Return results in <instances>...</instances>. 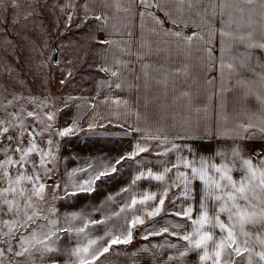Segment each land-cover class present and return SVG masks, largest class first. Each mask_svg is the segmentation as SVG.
<instances>
[{
  "label": "snow or ice",
  "instance_id": "obj_1",
  "mask_svg": "<svg viewBox=\"0 0 264 264\" xmlns=\"http://www.w3.org/2000/svg\"><path fill=\"white\" fill-rule=\"evenodd\" d=\"M40 2L23 0L22 4L20 0H0L6 14L0 19V24L6 23L8 13L15 15L25 6L31 11L25 12L22 17L16 16L12 22L18 24L21 19L27 20L39 10L34 3ZM239 3L247 6L259 3L260 14L264 17V0H239ZM139 4L142 20L147 16L157 25H163V21L151 10L165 11L166 5L161 0H139ZM185 4L191 8L192 0H178L180 10ZM43 5L47 7V0H43ZM65 7L75 11L78 6L65 4L60 6V10L63 11ZM220 8L239 11L242 15L247 12L249 24L255 12L251 7H237L231 0H221ZM165 15L174 26L177 25L178 21L172 19L170 12L165 11ZM71 19L70 13L68 20ZM94 19L107 20L102 16H95ZM166 31L168 35L181 38L180 32ZM237 31L242 34L233 36L231 21L222 23L221 37H232L234 42L241 43L254 40L253 33L248 29L239 28ZM183 38L191 41L193 36ZM248 47L264 49V32L259 43H249ZM250 59L245 56L239 63L235 60L224 63L222 57L221 68L231 76L244 66V61ZM111 74L118 75L115 71ZM248 83L237 81L241 87ZM259 84L264 88V73H259ZM245 94L253 95V89L248 88ZM256 98L264 104V91L256 94ZM29 105L32 110H29ZM55 119L56 114L48 110L45 101L16 94L7 99L0 94V245L5 246L0 248V258L5 255L6 248L14 257L21 258L10 260L9 264H37V261L39 264H58L55 254L61 252L69 257L65 264H100L101 257L113 245L130 244L134 231L144 227L147 234L143 239L165 233L176 237L183 242L179 257L195 253L198 264H264V154L260 151L246 157L237 145L230 152L218 151L209 159L197 157L187 145L172 143L159 134H144L130 152L115 158L114 162L108 158H101L97 162L94 158L93 162L83 167L66 171L64 175L67 179L61 180L57 176L60 143L54 137L70 139L79 134L80 128L78 122L73 120L69 126L56 129ZM93 127L89 124L88 130L92 131ZM252 128H258L259 133L264 135V120L259 124L250 121L238 125L236 139H255L257 133L250 132ZM141 131L140 128L126 130L123 135ZM149 141H156V147L164 149L156 152V163L162 165L160 171L143 167L142 154L155 151L154 147L149 146ZM169 144L171 147H168ZM185 148L188 155L183 154ZM169 153H176L175 161L160 159ZM217 158L219 162H216ZM129 163L140 170L126 187L114 194L109 193L101 207L95 209L102 213V219L96 220L90 213L85 215L76 211L60 216L54 207L56 200L95 193L98 182L115 178ZM235 172L240 173L238 179L233 175ZM143 180L157 182L160 190L134 191V186ZM121 193L126 197L119 210L104 215V204L115 202ZM166 202L173 208L167 209ZM165 212L181 218L183 223L168 222V226L154 230L159 223L155 218ZM114 218L123 220L118 230L115 225L109 227ZM146 221L150 224L146 225ZM99 225H104L108 230L104 236L92 238V231ZM73 234L75 246L61 249V238ZM105 237L107 243L101 245ZM168 247L176 248L177 245L169 244ZM176 258L170 255L168 260ZM0 264H3V259H0Z\"/></svg>",
  "mask_w": 264,
  "mask_h": 264
},
{
  "label": "rangeland",
  "instance_id": "obj_2",
  "mask_svg": "<svg viewBox=\"0 0 264 264\" xmlns=\"http://www.w3.org/2000/svg\"><path fill=\"white\" fill-rule=\"evenodd\" d=\"M20 2L23 4V0ZM65 4H76L78 7L75 11L71 7H65L61 11L60 6ZM84 4L89 6L88 12L83 10ZM34 7L39 10L33 12L27 20L21 19L18 24L12 22L16 16L22 17L25 12L31 11L25 6L15 15L8 13L6 23L0 24V94L7 99L16 94L45 101L48 110L56 114V129L69 126L73 120L78 122L80 132L77 136L70 139L54 137L60 143L57 176L66 180V171L83 167L86 163L93 162L94 158L97 162L101 158L112 159L114 162L121 152L128 150L129 143L123 137L124 132L117 130L119 127L110 124V121L126 115L125 83L129 81L128 84L132 82L134 88L138 86L136 81L141 79V62L148 69L156 68L166 73L173 71L174 74L181 71V68L174 67L175 64L179 66L180 62L163 61L159 58L156 60V55L146 50L156 37L168 34L147 24L142 27L141 15L138 11L135 12L133 0H47V7H44L41 0L39 4L34 3ZM70 13L72 19L69 21ZM5 15L3 6L0 5V19ZM95 16L106 17L107 20L97 21ZM144 19L154 22L147 16ZM56 34L60 51L55 62L52 60V39ZM147 53H151L150 60L146 59ZM113 71L118 75L112 76ZM178 81L179 79L171 85L179 88ZM117 84L120 85L119 88L116 87ZM126 101L128 102L127 99ZM29 110H32L31 105ZM89 124L94 126L92 131L88 130ZM114 129L118 131L117 136ZM237 145L244 156H252L251 150L250 155L245 151L249 150L246 148L247 143L234 140L228 144L220 142L218 151L227 153ZM257 149L264 154V145ZM127 172L128 168L125 169L124 166V171L119 175L127 177ZM119 175L98 182L97 191L91 195L81 194L71 199L56 200L54 207L61 217L65 213L76 211L85 215L90 213L96 220L102 219V213L95 209L101 207L109 193L114 194L123 187L125 181ZM233 175L238 179L240 173L235 172ZM125 197L126 194L121 193L115 198V202L104 204L103 214L118 211L122 206L118 202L122 203ZM122 223L123 220L114 218L109 227L115 225L118 230ZM107 230L104 225L95 227L92 238L104 236ZM138 233L134 231L130 244L113 245L101 257L100 264H128L130 248L139 242ZM100 243L105 245L107 237ZM59 246L61 249L74 247V234L63 236ZM3 247L5 246L0 245V248ZM55 255L58 264H65L69 259L63 252ZM0 259H3V264H9L10 260L21 258L14 257L5 248V255Z\"/></svg>",
  "mask_w": 264,
  "mask_h": 264
},
{
  "label": "crops",
  "instance_id": "obj_3",
  "mask_svg": "<svg viewBox=\"0 0 264 264\" xmlns=\"http://www.w3.org/2000/svg\"><path fill=\"white\" fill-rule=\"evenodd\" d=\"M161 2L166 5L165 11L171 13L172 19L178 21L177 25L174 26L170 22L165 11L153 8L151 10L163 21V25L143 19L142 27L147 24L165 33L167 29L180 32L181 38L171 35L156 37L155 41L149 43L150 48L146 50L156 55V60L175 63L179 61L180 65L175 64L174 67L181 68V71L178 70L179 74H174L173 71L166 73L156 68L148 69L147 65L141 62V79L136 81L138 86L134 88L132 82L128 84L130 82L126 81L124 89V95L127 90L124 103L127 109L126 115L123 118L113 119L110 124L119 127L115 129L123 132L135 128H140L142 131L133 132L128 136L123 135L125 141L129 143L128 150H124V153L130 152L133 145L144 134H159L172 143L187 145L197 157L205 156L209 159L213 158L219 150L220 142L228 144L234 140L238 143H247L246 148L249 150L245 149L246 153L250 150L253 152L254 147L259 148L260 145H264L262 143L264 135L259 133L258 128L250 129V132L257 133L255 139H236L238 125L247 124L250 121L259 124L264 120V104L256 98V94L264 91L259 84V73H264V49L248 47L249 43H259L261 33L264 32V17L260 14L259 3L247 6L240 5L239 0H231L237 7L255 9L252 13V22L249 24L247 12L242 15L239 11L228 8L222 10L221 0H192V7L189 8L185 4L182 10L178 6V0H171L170 3L169 0H161ZM83 6V10L88 12L89 6L87 4ZM133 8L135 12H141L139 0H133ZM230 11L231 15H229ZM230 21L233 36L242 34L237 29L246 28L253 33L254 40L241 43L234 42L232 37L222 38V23L227 24ZM188 36H193V39L187 41L183 38ZM158 45L160 48L157 47ZM245 56L251 59L244 61V66L238 72L229 76L222 70V57L224 63L232 60L239 63ZM150 58L151 53H147L146 59L150 60ZM178 79L179 88L171 85ZM238 80L249 83L241 87L237 84ZM170 86H172L171 89ZM248 88L253 89V95L245 94ZM117 130H115V136H117ZM149 146L154 147L155 151L142 154L143 167L160 171L162 165L156 163L158 159L156 152H162L164 149L156 147V141H149ZM168 147H171V144ZM124 153L121 152L120 155ZM183 154L188 155L187 148L184 149ZM175 158L176 153H169L167 157L160 159L175 161ZM127 168V177L119 175L125 181L123 187H126L133 175L140 170L133 163L126 164L125 169ZM133 190L155 192L160 188L157 182L143 180L134 186ZM118 204L122 205L120 201ZM166 208L172 209L173 206L166 202ZM155 220L159 221L154 229L156 231L168 226V222L183 223L181 218L167 212L162 213ZM147 224L150 222L146 221ZM138 232L139 242L130 248L128 264H198L195 253L187 257H179V252L183 251L180 247L183 242L176 237L165 233L161 236H149L145 240L142 238L147 234L145 228H138ZM169 244H176L177 247L169 248ZM170 255L177 258L170 261L168 260Z\"/></svg>",
  "mask_w": 264,
  "mask_h": 264
},
{
  "label": "water",
  "instance_id": "obj_4",
  "mask_svg": "<svg viewBox=\"0 0 264 264\" xmlns=\"http://www.w3.org/2000/svg\"><path fill=\"white\" fill-rule=\"evenodd\" d=\"M57 38H58V35L56 34L54 36V38L52 39V45H53V48H54L53 55H52V60L55 61V62L58 60L59 51H60V45L57 42ZM254 151H259V150L256 147H254L253 148V152ZM135 232H138V229H136ZM120 245L124 246V244H120Z\"/></svg>",
  "mask_w": 264,
  "mask_h": 264
}]
</instances>
